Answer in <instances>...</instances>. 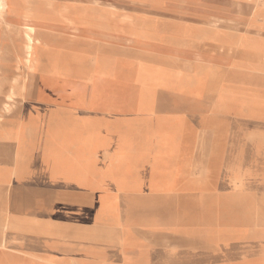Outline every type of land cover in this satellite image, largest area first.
I'll return each instance as SVG.
<instances>
[{"label":"rangeland","instance_id":"obj_1","mask_svg":"<svg viewBox=\"0 0 264 264\" xmlns=\"http://www.w3.org/2000/svg\"><path fill=\"white\" fill-rule=\"evenodd\" d=\"M25 1L38 3L44 0ZM53 1L85 6L97 12L112 11L116 21L112 25L118 30H101L93 25L82 24L77 25L78 29L71 30L47 19H34L29 23L37 25L39 29L58 30L45 37L46 45L39 44L40 55L47 54L53 60L59 54L66 56L88 47L93 50L99 44L107 50L109 62L117 69L135 70L145 61L155 60L163 62L165 70L166 64L175 63L179 65L178 72L196 73L198 81L212 77L218 82L219 91L224 96V111L232 115L231 118H224L225 123L231 129L245 128V140L264 147V0ZM125 20L132 21L130 28L126 26ZM9 24H22L18 10L9 14L5 20H0V105L3 100H7L6 96L12 89L18 93L11 98L12 102H17L19 95L27 101H36L38 96L45 94L44 91L57 92L81 102H93L96 111L101 114L107 112L111 97L125 95L128 100H138V86L128 82L120 83L111 77L98 76L91 80L57 78L50 72L54 64H47L43 60L40 62V70L28 69L22 61L25 46L22 29L12 31ZM75 30L81 31L84 37L77 38L79 32ZM185 65L188 69L181 68ZM161 104L162 113L177 109L181 116L190 114L198 117L209 111L208 106L197 102L181 101L172 105L163 101ZM2 122L11 126L16 124L17 117L10 114ZM69 122V119L64 118L65 125L68 126ZM245 140L239 139V142ZM11 147L3 146L1 160L12 158ZM29 160L33 163V155H30ZM247 168L244 167V181L252 179L251 176H245L251 171L253 179L258 173L259 184L263 183V156L258 164ZM76 191L81 195L82 190ZM11 193L9 183H0V237L6 236L10 242L23 246H33L44 253L46 258L36 262L28 260L27 256L17 258L0 247V264H65L64 252L77 249L76 243L72 241L75 240L77 228L107 223L108 201L100 202V207L105 209L100 212L97 200H93L94 194L84 198V204L59 200L48 194L46 198L36 197L34 201L37 217L40 216L38 222H30V225L26 222L22 226L21 220L17 222L15 216L11 215ZM20 195L16 194L18 199L22 198ZM244 199V242L239 246L245 257L242 264H264V192L259 199ZM20 200L32 204V201ZM227 219L228 223L235 222L232 216H227ZM116 220V223L119 222L118 215ZM240 220L238 217L237 222ZM6 226L9 228H4ZM71 234L75 237H70ZM29 235L35 238H29ZM219 251L220 248L213 247V254Z\"/></svg>","mask_w":264,"mask_h":264},{"label":"crops","instance_id":"obj_2","mask_svg":"<svg viewBox=\"0 0 264 264\" xmlns=\"http://www.w3.org/2000/svg\"><path fill=\"white\" fill-rule=\"evenodd\" d=\"M166 68L171 73L179 71L178 66ZM137 72L138 68H115L110 77L120 83L128 82L139 87L138 99L142 98L145 102L140 114L143 117L140 126L126 124L128 118L133 119L137 114L134 106L137 100H128L125 95L111 97L107 112L102 114L96 111L93 102L82 101L83 109L98 117L106 116L109 122L107 135L113 143L108 158L111 181L107 194L108 219L106 224L77 228L75 240H72L77 249L64 252V263L210 264L213 247L228 246V241L232 246L239 247L244 242V198L259 199L264 192V178L263 183L259 184L258 173L253 179L248 170L245 176L252 179L244 181V167L258 164L260 157L264 158V147L248 143L243 130L231 129V133H225L214 127L213 122H222L228 114L224 111L221 91L210 100V97L182 93L177 89L155 85L149 87L147 82L142 84L135 80ZM44 92L42 96L45 97L48 91ZM44 97L40 99L38 96L37 102L29 101L43 105ZM163 101L172 105L186 101L208 106L209 111L198 116L208 126L191 131L148 126L150 120L158 122L165 116H181L177 109L162 113ZM183 116L192 120L196 118L190 114ZM236 135L246 142H224L223 137ZM183 137L191 142H181ZM2 150L3 147L0 152ZM11 152H15L12 147ZM5 162L0 159V172L5 168L8 172L12 171ZM9 182L0 177V183ZM33 182L26 179L18 181L23 184H17V193L22 196L19 198L32 201L34 207V210L26 207L18 212L12 210L11 215L15 216L17 222L21 220L22 226L40 219L34 201L36 197L46 198L36 195ZM116 215L119 218L117 223ZM227 216H232L235 222L228 223ZM238 217L241 219L239 223ZM229 233L233 235L229 236ZM116 235L118 238H115ZM20 245L33 255L44 254L33 246ZM11 255L36 260V256Z\"/></svg>","mask_w":264,"mask_h":264},{"label":"bare ground","instance_id":"obj_3","mask_svg":"<svg viewBox=\"0 0 264 264\" xmlns=\"http://www.w3.org/2000/svg\"><path fill=\"white\" fill-rule=\"evenodd\" d=\"M17 10L22 18V24H9V27L12 31L18 28L22 29L25 39L22 61L28 69L40 70V62L44 61L47 64H54L50 72L51 75L57 78L91 80L98 76H112L115 65L109 62V57L106 54L107 50L104 49L103 45L98 44L93 50L88 47L86 50H78L66 56L59 54L52 60L47 54L40 55L38 49L40 46L46 45L45 37L47 35L53 34L58 30L55 28L39 29L37 25L29 23V21L40 18L59 23L64 28L71 30L78 29L77 25L82 24L84 26L93 25L101 30L116 31L118 29L112 25L116 22L112 11L101 10L97 12L85 6L59 4L53 0H44L38 3L25 0H0V20H5L9 14H13ZM122 21L124 22V20ZM125 23L129 28L133 24L132 21L128 20H125ZM78 37L83 38L84 35L80 34ZM126 41L128 42V40ZM39 44L41 45L39 46ZM168 64H166L167 67H179V65H174L175 63ZM154 65L158 66L154 68ZM161 66L164 67L163 62L160 61H145L138 68L135 80L142 84L147 82L149 87L155 85L168 89H177L182 93L210 97V100H213V96L219 91L218 82L214 81L212 77H207L204 81L201 78L202 80L198 81L196 73L185 71L171 73L169 70H163ZM181 68L188 69V66L185 65ZM15 95L17 96L18 93L12 89L6 96L7 100H3L4 102L0 105V148L11 145L15 149L12 158L5 162L7 168L11 167L12 171L8 172L5 168L3 172H0V177L2 176L4 180L10 181L12 210L16 209L18 212L24 207L28 210H34L31 203H22V200L16 196L17 184H23L18 183V181L26 179L34 181L32 186L35 192L41 196L50 194L53 198L73 200L84 204L83 199H87L88 196L94 194L93 200H97L98 210L100 212L105 210L100 207V202H107L108 189L111 187L108 158L113 143L112 138L107 135L109 122L106 116H95L92 112L82 108L84 105L81 101L62 93L48 92L45 97L39 96L40 99L44 97L43 102L45 104L43 105L31 103L20 97V95L16 98L17 102H12L11 98ZM146 104L150 107L148 102ZM134 106L137 114L133 119L128 118L126 120L127 126H140L143 123V117L140 114L144 110L145 102L142 98H139L134 103ZM10 114H14L17 117V122L11 126H5L2 122L3 118ZM65 117L71 121L68 126L64 124ZM227 117L231 118L232 116L226 114L225 119ZM150 121L147 123L148 126L175 127L183 131H191L197 127L204 128L208 126L207 122L204 123L198 117L192 120L188 116H165L158 122ZM120 124H122V120ZM213 124L217 130L222 129V132L231 133V128L225 123L224 119H222V122L216 121ZM242 130L244 131L245 128H242ZM223 138L224 142H239V139H241L238 135ZM181 142L191 141L183 137ZM30 155H33V163H30ZM58 185H61V187ZM76 190H82L81 195ZM95 190L98 192L95 193ZM35 222H38V220H35ZM4 228H9V226ZM73 236L75 237V235H70V237ZM115 238H118V236L116 235ZM0 247L8 250L11 254L19 256H36V260H45L46 258L44 254L37 255L36 253V255H33L27 252L20 244L10 242L6 236L0 237ZM243 254L240 247L232 246L231 242L228 241V246L220 247L218 254L211 255L210 264H242L245 261Z\"/></svg>","mask_w":264,"mask_h":264}]
</instances>
